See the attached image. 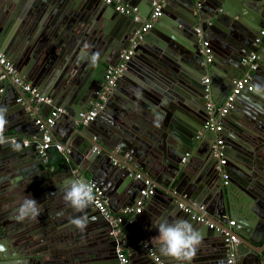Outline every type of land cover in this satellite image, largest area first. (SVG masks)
Returning a JSON list of instances; mask_svg holds the SVG:
<instances>
[{
	"label": "water",
	"instance_id": "water-1",
	"mask_svg": "<svg viewBox=\"0 0 264 264\" xmlns=\"http://www.w3.org/2000/svg\"><path fill=\"white\" fill-rule=\"evenodd\" d=\"M151 2L120 0L138 9L135 22L101 0H0V53L50 100L17 102L19 87L8 77L7 85L0 80V264H35L18 252L27 248L25 240L44 248L47 264H119L116 250L126 239L129 264H227L231 250L235 264H264V66L252 75L253 91L243 92L231 109L256 134L242 133L237 124H224L221 132L226 185L212 152L214 136H199L210 119L207 103L223 104L246 70L242 58L258 50L264 0H163L106 103L82 122L107 69L131 48ZM132 88L145 89L140 108L122 104ZM56 109L63 112L50 134L69 159L53 171L56 154H38L43 132L34 122ZM144 180L154 194L125 226L126 239L112 238L109 221L85 200L82 186L94 184L117 214L142 199ZM226 233L239 243L228 246Z\"/></svg>",
	"mask_w": 264,
	"mask_h": 264
},
{
	"label": "built area",
	"instance_id": "built-area-1",
	"mask_svg": "<svg viewBox=\"0 0 264 264\" xmlns=\"http://www.w3.org/2000/svg\"><path fill=\"white\" fill-rule=\"evenodd\" d=\"M105 4L110 5L114 8V10L124 16L130 17L133 21L138 22L141 20L140 13L136 7H132L129 5H124L120 3V0H101ZM163 6V0H152L151 2V12L148 18L144 21L143 26L137 30L133 36L131 48L124 52L121 56V62L115 67H110L107 69L105 74V82L103 84V90L98 94V99L94 102L91 109L88 113L82 115L83 124H87L92 121L98 112L102 109L104 103L107 101V96L110 94L114 83L119 77V75L124 71L126 62L132 56V49L137 46V44L142 40L144 33H146L152 23L156 20V18L160 15V11ZM261 37H257L254 41V45L257 47V52H251L249 55L242 58L241 63L245 66V72L235 81H233V88L230 93L227 95L221 106H216V104L212 101L207 103V110L210 114V119L205 123L203 129L216 134L215 138V148H219L222 144V139L217 136L219 132H221L222 126L218 124L217 118L223 117L227 115L234 106L235 100L243 93L253 91V73L259 68L264 66V30L260 32ZM204 53L206 56V62L211 61L210 49L208 48V43L203 42ZM0 66L2 67V73L0 75V80L5 81L6 78H10L11 82L19 87L22 93H26L28 95L26 100L29 102L36 101L37 104L50 103L48 98L41 97L38 93V90L31 86L28 83L23 82L20 78L18 72L16 71L14 65L8 61V59L0 53ZM209 79L206 77L203 79L204 84H208ZM208 91V89H207ZM3 93V90L0 89V94ZM208 98V96H207ZM24 99V98H23ZM17 102H22V98H19ZM63 110L56 109L53 110L47 117H39L35 119V125L38 127L40 131L43 132L42 140L40 141L37 152L42 157L45 158L47 153L53 152L60 156H65L64 153L66 151L63 149L61 144L54 141L53 136L50 134V128L54 126L55 120L58 117L59 113H62ZM27 146V143H24ZM219 156H222V153L219 152ZM65 158V157H64ZM185 161V158L182 162ZM46 162V159H45ZM224 160H221V163L224 164ZM141 176L137 175L136 179H140ZM226 178V177H225ZM147 188L140 191V195L142 199H140L134 207H126L121 209L119 213L113 214L107 206L106 201L101 196V191L92 183L88 182L83 185L82 193L84 198L90 205L97 210L100 214H102L108 221L110 225L109 235L118 239L119 236H125L124 228L128 224L132 223L133 216L140 214L144 207V201L147 197L153 195V189L150 187V183L148 180L145 181ZM181 208L185 212H190L188 208L181 206ZM203 207H200V210ZM192 219H195L198 222H202L203 224L209 226L210 228H214L216 225L206 220L203 216L193 214ZM221 221H218L219 224ZM228 224L230 226L234 225V221H229ZM226 242L227 245L235 246L238 244V241L235 236H228L226 233ZM127 239L118 245L117 247V259L119 264H129L128 254L126 251ZM149 252H152V249H149ZM235 252L233 250L229 251L227 255V264H235Z\"/></svg>",
	"mask_w": 264,
	"mask_h": 264
},
{
	"label": "crops",
	"instance_id": "crops-1",
	"mask_svg": "<svg viewBox=\"0 0 264 264\" xmlns=\"http://www.w3.org/2000/svg\"><path fill=\"white\" fill-rule=\"evenodd\" d=\"M264 44V43H263ZM17 71V70H16ZM137 77V76H136ZM2 83L4 84V85H7L8 84V82H7V80H5V81H2ZM132 90V91H131ZM5 90H3V92H4ZM28 97V95L26 94V93H22L21 92V90H20V93H19V98H27ZM145 99L146 101H147V96H146V94H145V89H136V88H132V89H127L126 90V93L125 94H122V96H121V101H122V104H130L129 106H131V104H132V106L133 107H141V105L144 103V102H146V101H144L143 99ZM140 104V105H139ZM218 106H221V105H217V107ZM39 109H37V111H38ZM140 110H143V108L142 109H140ZM239 111H241V110H239ZM135 113V111H132V113H130L129 114V116L130 117H133L134 118V116H133V114ZM141 113V112H140ZM240 114H234V113H232V111H230L227 115H225V116H223V117H220V118H217V121H218V124H220L221 126H222V130H223V126H224V124H226L227 126H229L231 129H236V125L235 124H237V125H239L240 127H242L244 130H243V132L242 133H244V131H247V132H250V133H252V134H256V127L255 126H253V124H251V123H249L242 115L243 114H241V112H239ZM226 117V118H225ZM225 118V119H224ZM205 125V124H204ZM204 127V126H203ZM59 132H60V128H59V130H58ZM224 131H226V130H224ZM223 131V132H224ZM133 132V131H132ZM144 133H146L145 131H143ZM202 134H203V136H202V138L203 137H205L206 135H211V136H213L214 135V137L216 136V134H213V133H211V132H208V131H206V130H204V129H201V131H200ZM231 132H233V131H231ZM229 133V135H233L232 133H230V132H228ZM233 133H235V132H233ZM200 135V134H199ZM220 136V133H218L217 134V136ZM238 135V134H237ZM12 141L14 140V139H11ZM146 140H148L147 138H146ZM253 140V139H252ZM25 143H27V144H29L30 143V140H28V142H25ZM24 146H25V144H24ZM142 147H143V149L145 150V151H147V149L142 145ZM57 156V155H56ZM54 156V161H53V163H54V166L52 167V170L53 171H56L58 168H57V165H59V164H65L66 163V160H64V157H62V156ZM63 158V159H62ZM45 163H47V162H44V164ZM74 173L76 174V176H78V174L79 175H83L80 171H78V173H77V170L75 169V171H74ZM137 175H139V174H137V173H131L130 174V176H132V178H133V180H137L136 179V176ZM85 177H86V180L88 181V178H89V175L88 174H85ZM86 181V183H88ZM85 183V184H86ZM83 187V186H82ZM145 205V204H144ZM21 206V205H20ZM93 208V207H92ZM94 209V208H93ZM117 209H118V207H117ZM120 210H121V208H119ZM118 209V210H119ZM30 210V209H29ZM119 210V211H120ZM25 211H27L26 209H25ZM119 213V212H118ZM114 214V213H113ZM27 216H28V213L26 214ZM17 220L18 219H16V222H17ZM25 220V219H24ZM12 224H15V222H13V220H12ZM12 238L9 240V242H12V244H13V242H15L16 240L13 238V236H11ZM174 250H179V248H176V249H174ZM22 257H23V255H22Z\"/></svg>",
	"mask_w": 264,
	"mask_h": 264
},
{
	"label": "flooded vegetation",
	"instance_id": "flooded-vegetation-1",
	"mask_svg": "<svg viewBox=\"0 0 264 264\" xmlns=\"http://www.w3.org/2000/svg\"><path fill=\"white\" fill-rule=\"evenodd\" d=\"M26 83V82H25ZM29 84V83H28ZM31 85V84H30ZM32 86V85H31ZM34 87V86H33ZM37 89V88H36ZM39 93V92H38ZM40 95V94H39ZM42 97V96H41ZM45 98V97H44ZM42 105V104H41ZM65 154V156H62V157H65L64 158V160H67V159H69V157H68V154H67V151H66V153H64ZM31 209V208H30ZM32 209H34L33 207H32ZM25 242H26V244H27V248L25 249V248H20V251L18 250V252H19V254L21 255V257H22V255H23V257L22 258H25V259H28V257H30L31 259H32V262L33 263H35V264H37L36 263V261L35 260H37V259H39V257H38V255L37 254H41L40 255V260H41V263L42 264H47V256L45 255V254H43L44 252H40V251H42L44 248L42 247V246H38L37 244H35V243H29L27 240H25ZM38 246V247H37ZM28 247H30V249L28 248ZM28 250V251H27ZM61 264V263H60Z\"/></svg>",
	"mask_w": 264,
	"mask_h": 264
},
{
	"label": "clouds",
	"instance_id": "clouds-1",
	"mask_svg": "<svg viewBox=\"0 0 264 264\" xmlns=\"http://www.w3.org/2000/svg\"><path fill=\"white\" fill-rule=\"evenodd\" d=\"M254 87V86H253ZM254 89V88H253ZM221 132H222V129H221ZM221 132H219L220 133V138L222 139V144H221V146L219 147V148H215V138L216 137H214V144H213V146H212V152H213V154H214V156L215 157H217L218 158V162H217V169H218V172L219 171H221V173H222V180H223V184L224 185H226L227 184V181H226V179H227V176L225 175V173L223 172V166L226 164V156H225V154H224V152H223V148H224V146H223V143H224V140H223V138H222V134H221ZM200 138H202V136H203V134L200 132ZM214 136V135H213ZM219 152H221L222 153V156L220 157L219 156ZM187 157H188V155H185V161L184 162H182V160L184 159H182L181 160V162L182 163H185L186 161H187ZM221 160H224L225 162H224V164L223 163H221ZM226 177V178H225ZM146 180H144V182H145ZM150 183V182H149ZM150 186V185H149ZM150 187H152V189H153V186H150ZM154 191V190H153ZM153 194H154V192H153ZM146 200V199H145ZM144 204H145V201H144ZM181 206H183V205H180V207ZM185 207V206H184ZM144 208V207H143ZM186 208V207H185ZM229 221H232V220H229ZM228 221V222H229ZM228 224V223H227ZM228 226H230L229 224H228ZM231 227V226H230ZM125 233V232H124ZM227 236V235H226ZM229 236V235H228ZM237 239V238H236ZM237 241H238V239H237ZM239 243V242H238Z\"/></svg>",
	"mask_w": 264,
	"mask_h": 264
},
{
	"label": "trees",
	"instance_id": "trees-1",
	"mask_svg": "<svg viewBox=\"0 0 264 264\" xmlns=\"http://www.w3.org/2000/svg\"><path fill=\"white\" fill-rule=\"evenodd\" d=\"M56 154V153H55ZM57 156H60V155H58V154H56ZM63 159V158H62Z\"/></svg>",
	"mask_w": 264,
	"mask_h": 264
}]
</instances>
